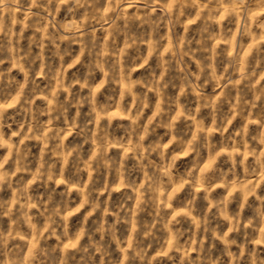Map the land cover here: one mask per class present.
Segmentation results:
<instances>
[{
  "label": "clouds",
  "instance_id": "9594fccd",
  "mask_svg": "<svg viewBox=\"0 0 264 264\" xmlns=\"http://www.w3.org/2000/svg\"><path fill=\"white\" fill-rule=\"evenodd\" d=\"M0 264H264V0H0Z\"/></svg>",
  "mask_w": 264,
  "mask_h": 264
}]
</instances>
